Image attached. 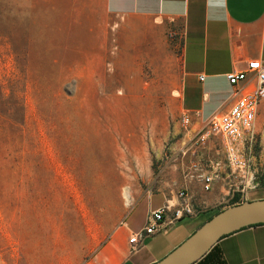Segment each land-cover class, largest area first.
Returning <instances> with one entry per match:
<instances>
[{
	"label": "rangeland",
	"instance_id": "1",
	"mask_svg": "<svg viewBox=\"0 0 264 264\" xmlns=\"http://www.w3.org/2000/svg\"><path fill=\"white\" fill-rule=\"evenodd\" d=\"M105 20L103 0H0V264L87 243L79 225L114 222L175 141L177 63L127 60Z\"/></svg>",
	"mask_w": 264,
	"mask_h": 264
},
{
	"label": "crops",
	"instance_id": "2",
	"mask_svg": "<svg viewBox=\"0 0 264 264\" xmlns=\"http://www.w3.org/2000/svg\"><path fill=\"white\" fill-rule=\"evenodd\" d=\"M103 12L102 39L110 27V46L127 60L167 54L169 61L177 63L178 89L171 96L177 104L172 132L175 141L168 157L159 152L165 160L157 175L149 178L127 209L112 223L82 222L79 226L90 232L89 241L61 246L62 259L57 264H153L217 212L264 199V177L257 176L264 153L256 157L253 149L250 154L257 185L251 189L224 166L222 137L201 135L207 120L226 112L233 102V86L226 74L245 70L251 60L264 62V0H103ZM183 114L190 119L186 127L180 122ZM262 120L264 99L254 121L255 134L264 140ZM215 163L220 166L216 168ZM199 170L218 172L209 190H204L195 176ZM157 178L158 186L149 187ZM183 186L191 194L197 214L182 218L165 233L145 237L142 246L131 251L129 238L145 225L147 214L166 201L175 203L176 192ZM73 249L75 257L69 256ZM190 264H264V223L223 235Z\"/></svg>",
	"mask_w": 264,
	"mask_h": 264
},
{
	"label": "built area",
	"instance_id": "3",
	"mask_svg": "<svg viewBox=\"0 0 264 264\" xmlns=\"http://www.w3.org/2000/svg\"><path fill=\"white\" fill-rule=\"evenodd\" d=\"M248 74L249 77H248ZM203 77L200 76V79ZM228 82L233 86V102L226 112L211 116L201 135H219L223 139L224 166L233 177L254 189L255 174L250 169V154L254 149L256 134L254 121L257 107L264 99V62L251 60L246 69L240 72L226 74ZM181 124L188 126L190 119L187 114L180 118ZM214 166L218 168L219 163ZM217 171L205 173L200 171L195 175L203 184L204 190L211 188L213 180L218 177ZM246 198V193H243ZM198 210L193 205L192 196L186 187H180L176 192V202L166 201L161 208L150 211L146 216L145 225L129 238L131 251L142 246L143 239L159 233H165L171 226L184 217L195 216ZM168 215L165 216V214Z\"/></svg>",
	"mask_w": 264,
	"mask_h": 264
},
{
	"label": "water",
	"instance_id": "4",
	"mask_svg": "<svg viewBox=\"0 0 264 264\" xmlns=\"http://www.w3.org/2000/svg\"><path fill=\"white\" fill-rule=\"evenodd\" d=\"M264 223V199L229 206L208 219L179 246L153 264H190L201 258L223 235Z\"/></svg>",
	"mask_w": 264,
	"mask_h": 264
},
{
	"label": "trees",
	"instance_id": "5",
	"mask_svg": "<svg viewBox=\"0 0 264 264\" xmlns=\"http://www.w3.org/2000/svg\"><path fill=\"white\" fill-rule=\"evenodd\" d=\"M236 199H237V196H234V198H233V203L234 202H236ZM235 205V204H234ZM249 226H251V225H249ZM243 228V227H242Z\"/></svg>",
	"mask_w": 264,
	"mask_h": 264
}]
</instances>
